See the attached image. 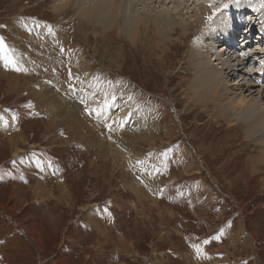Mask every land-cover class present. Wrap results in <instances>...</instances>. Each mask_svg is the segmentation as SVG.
I'll return each instance as SVG.
<instances>
[{"label": "rangeland", "instance_id": "374dc122", "mask_svg": "<svg viewBox=\"0 0 264 264\" xmlns=\"http://www.w3.org/2000/svg\"><path fill=\"white\" fill-rule=\"evenodd\" d=\"M250 1L259 2L264 27V0ZM58 3L0 0V36L22 69L0 59V180L9 181L0 187V202L11 206L13 189L20 196L14 195L15 213L3 205L8 215L0 211V264H51L61 243L71 249L59 264H264V161L250 169L251 157L261 154L246 138L245 125L194 98L190 87L202 66L188 61L199 27L191 36L168 34L162 50L144 51L129 41L135 21L123 22L125 37L94 29L98 21L111 23L96 14L102 2L93 5L89 24L75 7L56 10ZM154 5L136 11L153 19L162 4ZM178 18L169 17L179 21L180 31L193 22L189 15ZM39 24L70 39L59 45L63 68L49 69L52 58L35 46ZM84 32L90 36L83 40L94 43L85 47L91 67L79 63L86 56L77 37ZM262 59L250 62L249 54L241 60L237 77H247L244 85L264 87V75L253 70L264 69ZM222 76L225 86L236 88V77ZM66 112L73 114L71 124ZM10 139L23 141L17 155L4 145ZM27 215L43 225L45 253L20 223Z\"/></svg>", "mask_w": 264, "mask_h": 264}, {"label": "bare ground", "instance_id": "6f19581e", "mask_svg": "<svg viewBox=\"0 0 264 264\" xmlns=\"http://www.w3.org/2000/svg\"><path fill=\"white\" fill-rule=\"evenodd\" d=\"M58 1H59L58 5L54 6L56 10L64 9L63 11H67L71 7H75L74 11L76 10L75 14L77 15V17L81 18L84 21L86 20L85 21L86 23H88L87 20L89 18L91 19L93 15H95L94 14L95 12L93 13L91 10L94 4L102 2L99 6L103 7L104 5H108L106 6V9L101 13L99 12L100 11V8H98L99 6L98 7L96 6L97 9L95 11L100 19H103L105 21L107 20V22H111V23L108 24L105 22L98 21L99 23L94 24V29L95 28L100 29L102 32L104 31L105 33H107L106 31L109 30L110 31L109 34L112 36L113 34H115L117 35V37L119 36L125 37L124 31L126 29L123 22L130 24L129 21H135L136 24L134 29L130 32L132 33L131 35L132 37L131 39H129V41L132 40L133 44L136 47L140 45V48H143L144 51L153 52L160 49L162 50L163 49L162 46L164 45V43H170L169 39L172 38V35H175L176 33H179L180 35H185L186 33H190V30L198 29L199 27L198 30L201 32L197 37L198 40H196V42L194 41V44L192 45L191 57H190L191 59L189 58L190 61H188L189 64L192 63L196 68L200 67V65L202 66V69L199 70L197 69L196 74L194 75L192 83L196 84L195 87L193 86L190 87V89L193 90L192 92L194 94V98L197 101L198 99L201 100V102H203L204 109L206 110L211 107L210 105H208V103H213L215 109L217 110L221 109L222 111H224L225 114H226L225 110H227L229 114V118L233 120V123H243L246 128H250V131L248 133L246 132L247 129L245 128V136L246 138L250 137L251 142L253 141L254 143L255 142L260 143V145L257 143L256 145L255 144L254 145L256 146L255 148H257L256 150H258L261 154L259 155V157L250 156L251 157L250 169L257 168V165L261 164L264 161L263 159L264 158V87L261 84L259 85L255 84V86L259 88V90L255 89L256 87H251L253 83L250 84V87H248L247 85H244V82H242L246 76L237 77V73L240 69L237 67L240 66L239 64H241V60L245 58L247 55L250 54V62L252 61V59L257 60V58L260 55H261V59L262 57H264V27L261 26V22L257 14L259 2L250 1V0H240L236 3L233 2L234 4H227L228 2L225 0L223 1L222 0H136V1L113 0L115 3H110L108 2V0L107 1L78 0V2L77 0H58ZM154 3L162 4V5H158L159 7H161L160 13L155 14V18L153 19H151L150 16L148 15L146 16L141 15L142 13L140 14L139 12L136 11V8L138 6L147 8L149 5H154ZM210 4L212 9H206L207 6H210ZM170 8L171 10H173L172 14L169 13L171 12ZM98 12L100 13V15ZM185 15H189V17H191L190 19H193V22L192 23L186 22V24L184 22L185 25L182 26L183 27L182 31H180L179 29L181 25L179 21L178 22H176V20L172 21L169 19V17L172 16V19L173 18L179 19L178 17H181V19H183L182 17H185ZM209 17H211V19H209ZM209 22H211V24ZM35 26L36 25H34V27ZM165 26L168 27L165 28ZM35 29L36 32L34 36L36 37L35 43L37 44L35 46H38L39 48H41V50L42 49L46 50V52H44L46 54L44 56L45 58L47 57L52 58V63H49L50 59L48 62L49 69H51L50 67L53 65H56L57 66L56 68H63L64 64H62L63 62L60 61V58H58L59 55L58 52H60L59 47H61L59 45L64 44V46H66V44H69L71 41L68 38V36L64 34L62 35L60 31L56 32L55 30L46 26H41L40 24L36 26ZM98 31L96 30L94 31V33L97 34L96 36L99 35ZM194 32L196 33V31ZM194 32H191L190 36ZM38 35H40L41 37L39 36L40 38H38L37 37ZM167 35L170 38L169 37L166 38ZM88 36L90 35L84 32V34L77 37V42L81 44L79 51L80 53L82 51L83 53L81 54H84L86 56L81 61H79V63L81 62L82 65L86 64L87 67H91L93 66V63L91 61L90 56H88L89 59L87 58L86 55L87 50L85 47L86 45L92 47L93 42H91L90 44L87 43V41H89L86 39ZM84 37H86L85 38L87 40L86 42L83 40ZM90 40H94V39L91 38ZM69 47L71 48L69 49L70 51L74 50V44L73 45L71 44V46ZM67 48L68 47H66V49ZM66 49L65 48L61 49L62 53H66ZM73 52L75 53V51ZM71 55L72 54L70 53L69 58H71ZM62 57L65 58L64 56H61V58ZM69 58H67L68 62H69ZM106 60L107 59L103 60L105 64H107L108 66H113V62H111V60H108V62H106ZM262 60L264 61V59ZM77 61H75L74 58L72 64L74 62L76 63ZM42 63L43 65H47L46 61L44 62V59L42 60ZM253 70L254 72L258 70L261 75H264L263 65H261L260 67H257V65L254 66ZM222 73L226 75L227 78L236 77L237 79L236 88L232 87L235 86L234 84L232 86L229 85L231 87L224 85L225 83L223 82L225 81H223L224 77L222 76ZM221 81L222 84H220ZM229 88H231V95H227L226 93ZM234 90L235 92H239V93H235ZM256 91L258 92L257 95H256ZM246 93H249V95H246ZM40 94H44V93L41 92ZM255 96H259L261 100L255 98ZM196 97H198V99ZM42 102L44 101L42 100ZM223 116L225 117V115ZM64 117H65V122L67 124L69 123L71 124L72 120L74 121V117L72 113L66 112V114H64ZM226 121H228V119H226ZM107 122L108 120H106V123ZM90 124L93 123L91 122ZM93 134L95 133L93 132ZM22 142L23 141H17V139H14L7 141V143H5L4 145L8 147L9 153L12 156V155H17L18 152H20L21 150L20 144H22ZM25 144L26 146L28 145V143ZM3 147L4 146L2 145L1 149L4 152L6 150V147L4 148ZM132 185L134 186L133 182ZM35 192L39 196V193L35 189L33 190V195L35 194ZM14 195L20 197L14 189L13 191H10L9 200L10 202H12L11 206L7 207V205L0 202V207H2L3 205V207L4 206L7 207L11 213H15L16 212L15 205L17 204L18 199H15ZM12 197L14 199H12ZM25 202L26 200L22 198L21 204ZM31 215H27V217H25L26 219H23L24 221L22 220L20 223L27 229L28 234L32 235L34 242L45 253L47 247L46 243L48 242V238L43 231V225H41L38 222H35L33 224L30 223L29 219Z\"/></svg>", "mask_w": 264, "mask_h": 264}, {"label": "crops", "instance_id": "0c3cea01", "mask_svg": "<svg viewBox=\"0 0 264 264\" xmlns=\"http://www.w3.org/2000/svg\"><path fill=\"white\" fill-rule=\"evenodd\" d=\"M10 140H12V139H10ZM1 167V166H0ZM7 182H9L8 180H4V181H2V180H0V187H3L4 185H8V183ZM1 209L5 212V214L6 215H8V212L7 211H5L2 207H0V211H1ZM93 214H95V212L94 213H92L91 215H89L90 217H92V215ZM104 214V213H103ZM105 215V214H104ZM1 218H3V217H1ZM92 218H94V217H92ZM4 219V218H3ZM6 221H8L7 219H5ZM9 225H11L12 227H13V225H14V223H13V225L10 223ZM87 229H90L91 230V232H94L93 231V225H90L89 223L87 224ZM16 229H17V227H16ZM19 233V232H18ZM73 243H74V246L76 245V241L74 240L73 241ZM78 243H80V241L78 242ZM85 246L88 248L89 246H90V244L89 243H86L85 244ZM31 247V246H30ZM49 247H51V245H49ZM71 246H69V245H64V244H59L58 245V250H60V254L55 250L53 253V255L51 256V257H54L53 258V260H50L52 263L51 264H54V263H56V264H59V263H62L63 262V258L61 259V262L59 261L60 260V255L63 253V252H66L68 249L70 250L71 248H70ZM26 248H28V247H26ZM25 248V249H26ZM86 250H88V249H86ZM205 250V249H204ZM62 251V252H61ZM206 251V250H205ZM87 253H89V251L87 252ZM45 257V260L47 261L49 258H51V257H49V256H44Z\"/></svg>", "mask_w": 264, "mask_h": 264}, {"label": "snow or ice", "instance_id": "6c2138e0", "mask_svg": "<svg viewBox=\"0 0 264 264\" xmlns=\"http://www.w3.org/2000/svg\"><path fill=\"white\" fill-rule=\"evenodd\" d=\"M211 19V17H209ZM0 59H2L6 66H13L16 67V70H22L17 66L16 60L8 54V47L4 42V37L0 36ZM204 243H208L207 240L204 241ZM196 250L199 252L201 251L200 247L198 245H194Z\"/></svg>", "mask_w": 264, "mask_h": 264}]
</instances>
